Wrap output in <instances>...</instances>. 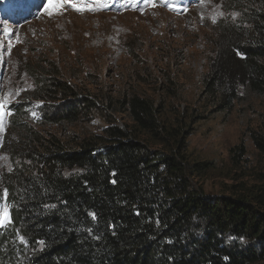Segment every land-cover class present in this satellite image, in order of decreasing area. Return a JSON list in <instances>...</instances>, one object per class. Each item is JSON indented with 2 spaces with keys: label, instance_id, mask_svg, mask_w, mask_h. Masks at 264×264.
<instances>
[{
  "label": "trees",
  "instance_id": "16d2710c",
  "mask_svg": "<svg viewBox=\"0 0 264 264\" xmlns=\"http://www.w3.org/2000/svg\"><path fill=\"white\" fill-rule=\"evenodd\" d=\"M247 5L242 24H224L217 41L199 94L207 113H229L243 91L264 94V0ZM38 79L45 122L72 123L98 107L96 94L62 76ZM165 99L108 96L103 109L126 112L130 124L86 137L15 122L0 250L17 245L29 264H264L262 196L194 187L189 175L210 165L186 155L187 121L199 116L171 121ZM252 138L264 153V137Z\"/></svg>",
  "mask_w": 264,
  "mask_h": 264
},
{
  "label": "rangeland",
  "instance_id": "374dc122",
  "mask_svg": "<svg viewBox=\"0 0 264 264\" xmlns=\"http://www.w3.org/2000/svg\"><path fill=\"white\" fill-rule=\"evenodd\" d=\"M260 1L0 0V213L8 215L0 226L10 221L5 175L16 161L15 122L43 136L86 137L109 122L130 124L126 112L102 106L124 93L166 98L171 121L199 116L187 121L186 155L210 165L189 175L194 187L259 194L264 204V153L252 138L264 137V94L243 91L229 113H207L199 96L224 24H242L243 6ZM46 74L96 94L98 107L72 123L45 122L36 82ZM27 255L7 244L0 264H29Z\"/></svg>",
  "mask_w": 264,
  "mask_h": 264
},
{
  "label": "snow or ice",
  "instance_id": "6c2138e0",
  "mask_svg": "<svg viewBox=\"0 0 264 264\" xmlns=\"http://www.w3.org/2000/svg\"><path fill=\"white\" fill-rule=\"evenodd\" d=\"M63 3V0H61V4ZM61 5H53V8L56 9ZM74 8H76L78 11L83 10L82 8L78 7L76 4L72 5ZM89 10H93V9H89ZM50 15L52 14L51 12L49 13ZM4 107V103L2 101H0V109H2ZM0 119H2V117H0ZM8 221V215L6 210L3 213H0V223H5Z\"/></svg>",
  "mask_w": 264,
  "mask_h": 264
}]
</instances>
